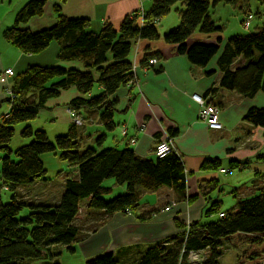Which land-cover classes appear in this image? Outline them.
<instances>
[{"label": "trees", "instance_id": "trees-1", "mask_svg": "<svg viewBox=\"0 0 264 264\" xmlns=\"http://www.w3.org/2000/svg\"><path fill=\"white\" fill-rule=\"evenodd\" d=\"M48 1L28 0L18 10L14 25L7 29V37L32 52L58 40L61 42L58 57L80 61L82 66L31 64L16 75L13 92L7 96L10 108L0 118V264L29 261L62 264L61 250L56 253L52 247L62 245L74 252L85 238L88 231L77 223L83 202L87 214L95 213L104 222L115 212L137 210L143 189L156 190L169 184L181 193L186 188L187 173L176 150L164 156L140 157L129 145L98 147L104 134L97 137L98 146H83L80 128L87 116L82 110H98L105 127L114 128L117 92L136 80L130 53L138 40L162 36L167 42L177 43L179 51L186 53L194 64L205 65L218 53L224 38L191 44L187 39L197 30L205 33L223 30V24L212 17L211 7L219 2L232 3L243 12L242 23L246 15H254L250 0H152L149 8L124 16L119 28L106 20L99 31H94L88 28V18L65 15L60 4L65 0H58L60 3L54 5L57 21L53 25L36 31L20 26L42 14ZM181 2L182 8L176 5ZM173 7L178 10L180 21L162 34L159 20ZM257 14H264V7L257 8ZM251 24L252 19L247 28ZM152 56L156 55L146 56L144 62ZM237 56H243L245 62L233 66ZM219 61L228 64L220 80L223 87L246 96H254L259 89L264 91V21L254 32L229 36ZM71 85L77 87L78 95L70 100L69 107L84 122H74L70 112L72 124L68 131L54 138L49 137L45 128L26 124L20 136L30 139L13 146L16 125L35 119L49 98ZM245 119L264 126V106H251ZM170 133L175 135L176 129H170ZM49 151L59 153L63 161L77 168L76 176L65 179L60 201L48 203L18 197L20 186L48 179L42 155ZM208 165L220 166V160H212ZM108 178L126 185V191L106 197L113 191V186L105 183ZM3 188L11 191L9 200L3 199ZM211 212H219V216L193 220L181 231L150 243L139 251L134 264H219L223 243L241 248L237 264H264V188L240 199L235 210H221L214 201L206 214ZM176 224L182 226L178 220ZM191 250L206 252V256L193 262L189 258ZM86 264L124 263L108 251L87 259Z\"/></svg>", "mask_w": 264, "mask_h": 264}, {"label": "crops", "instance_id": "crops-1", "mask_svg": "<svg viewBox=\"0 0 264 264\" xmlns=\"http://www.w3.org/2000/svg\"><path fill=\"white\" fill-rule=\"evenodd\" d=\"M25 1L28 0H15L13 6L10 3L6 7L0 3V118L10 108L7 87L12 86L16 75L29 65L58 63L65 67L82 66L80 61L58 57L61 47L58 40L33 52L10 41L6 35L7 29L14 25L10 16L17 14V8L22 7ZM56 3L60 2L49 0L42 14L33 16L20 26L36 31L53 25L57 21ZM151 3L152 0H65L60 4L65 15L86 17L89 19L88 28L99 31L106 20L119 28L124 16L147 9ZM176 5L182 8L184 2ZM169 13L158 23L162 34L180 21L178 14L170 16ZM224 29L223 24L222 31L205 33L197 30L187 39L191 44L213 43L220 36L224 38L218 53L205 65L194 64L186 53L179 51L177 43L167 42L162 36L155 40H138L130 53L131 61L137 64L136 80L133 84L120 87L117 92L119 101L114 128L105 127L98 110H82L87 116L80 128L83 146H98L97 137L104 134L98 147L129 145L140 157H154L155 144L163 130L176 129L175 149L187 173L186 188L181 193L169 184L156 190L143 189L137 210L115 212L96 230L88 231V235L79 242L85 260L110 251L118 255L124 264H134L139 251L150 243L181 231L193 220L217 218L219 212L206 214L214 201L218 202L221 210H235L240 199L264 188V126L245 119L251 106H264V91L259 89L254 96H246L220 84L228 64H220L219 58L227 38L231 36ZM152 53L158 62H144L145 57ZM243 62L245 58L237 56L232 65ZM7 67L14 69L13 75L5 73ZM195 92L219 105L222 128H212L199 118L200 105L192 96ZM77 95V87L71 85L63 88L59 95L49 98L35 119L16 125L12 145L14 139L16 146L28 142L30 138H16L26 124L45 128L50 138L67 132L72 124L69 102ZM216 159L220 160V166L210 167L208 164ZM222 167H229L230 170L223 171ZM69 169L64 181L67 176L77 174L75 166ZM108 185L114 189L121 184L113 182ZM227 201L229 205L225 206ZM172 202L176 204L164 209ZM176 220L182 226H178Z\"/></svg>", "mask_w": 264, "mask_h": 264}, {"label": "rangeland", "instance_id": "rangeland-1", "mask_svg": "<svg viewBox=\"0 0 264 264\" xmlns=\"http://www.w3.org/2000/svg\"><path fill=\"white\" fill-rule=\"evenodd\" d=\"M14 1L15 0H6L4 2L0 0V3L3 4L4 7H6L10 3L13 6ZM250 4L253 8L254 15H252V24L249 28H247L241 21L242 11L239 8L235 7L232 3L219 2L216 4V6L214 5L213 7H211V13L212 15H216L214 17L218 20L220 24H224V30H226V33L228 35L235 34L237 31L250 33L256 31L257 25L264 21V14H257V8L264 7V0H250ZM176 7H173V9L170 11V16L174 14L175 16L178 14L177 16H179V12L178 10H176ZM19 9H21V7L17 8V11ZM12 14L10 16L11 22L14 23L16 14H14L13 16ZM95 86H97V83ZM96 88L97 87H95V89ZM16 138H21V136L17 135ZM13 142L14 146L16 147V139H14ZM44 155L45 162L47 165L46 167L48 169V179L36 181L33 183H26L25 185L20 186L17 192L18 197L27 201L39 200L46 201L48 203H58L61 199V195L65 187L64 177L67 171L70 170V165L67 162L63 161L60 158L59 153H56L55 151H49L47 152V154L45 153ZM113 182H115L113 178H108L105 181L106 184H111ZM117 186H123V188ZM125 191L126 185H116L113 191L107 194L106 197H111L117 193H122ZM10 195V190L5 188L2 189V196L4 200H9ZM142 199L145 200V197H143ZM229 201L226 202L225 206L229 205ZM77 223L81 224L83 230L86 232L91 230L94 231L98 227L103 225V222H101L99 218H96L95 213H92L91 215L86 213V203L84 202L81 204V208L77 215ZM86 232L84 233L86 234ZM87 235L88 233L86 234V236ZM52 250L56 253L61 250V253L59 254V259L62 264H86L84 253L82 252L79 243L77 244L76 250L74 252L67 250L66 247L62 245H55L52 247ZM221 251L222 253L219 258V264H237V259L241 253L240 247L231 245L229 243H223L221 245ZM39 262L40 261H29L27 262V264H40Z\"/></svg>", "mask_w": 264, "mask_h": 264}, {"label": "built area", "instance_id": "built-area-1", "mask_svg": "<svg viewBox=\"0 0 264 264\" xmlns=\"http://www.w3.org/2000/svg\"><path fill=\"white\" fill-rule=\"evenodd\" d=\"M252 18V14L246 15V18L243 21V24L248 27L250 25ZM158 62V58L156 56H152L148 60V64H155ZM137 64L134 63V71L136 70ZM5 73L9 75L14 74V69L12 67H7L5 69ZM13 88L12 86L7 87V94H12ZM193 98L199 103L200 109H199V118L206 121L208 125L212 128H222L223 123L220 118V107L217 103L209 101L207 97H205L203 94L195 92L192 94ZM69 112L73 113V121L77 124H82L84 122L83 118L72 111L70 107H68ZM124 131H126V128H124ZM132 140H135V138H132ZM176 150L175 149V138L174 135L170 133L169 130L165 129L163 130L162 136L159 138V140L155 144L154 152L158 156H164L167 153ZM223 171H228L230 168L222 167ZM176 202H172V204L167 205L165 209H170L172 206H174ZM223 214V213H221ZM206 256V252L198 251V250H191L189 253V258L191 261H201Z\"/></svg>", "mask_w": 264, "mask_h": 264}]
</instances>
